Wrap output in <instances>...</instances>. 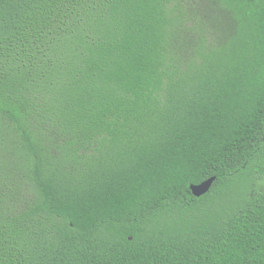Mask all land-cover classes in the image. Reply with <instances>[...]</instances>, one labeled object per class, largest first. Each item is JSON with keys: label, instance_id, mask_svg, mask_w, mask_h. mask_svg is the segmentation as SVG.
Segmentation results:
<instances>
[{"label": "trees", "instance_id": "1", "mask_svg": "<svg viewBox=\"0 0 264 264\" xmlns=\"http://www.w3.org/2000/svg\"><path fill=\"white\" fill-rule=\"evenodd\" d=\"M0 264H264V0H0Z\"/></svg>", "mask_w": 264, "mask_h": 264}, {"label": "water", "instance_id": "2", "mask_svg": "<svg viewBox=\"0 0 264 264\" xmlns=\"http://www.w3.org/2000/svg\"><path fill=\"white\" fill-rule=\"evenodd\" d=\"M214 177L208 178L199 184H191L190 188L194 195H200L208 190Z\"/></svg>", "mask_w": 264, "mask_h": 264}]
</instances>
